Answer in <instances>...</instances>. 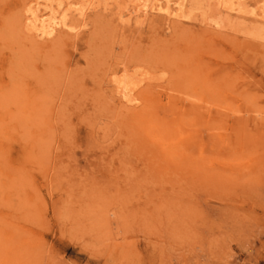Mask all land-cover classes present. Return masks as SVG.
<instances>
[{
	"label": "rangeland",
	"instance_id": "obj_1",
	"mask_svg": "<svg viewBox=\"0 0 264 264\" xmlns=\"http://www.w3.org/2000/svg\"><path fill=\"white\" fill-rule=\"evenodd\" d=\"M23 1L0 0V264H264V0H99L47 41Z\"/></svg>",
	"mask_w": 264,
	"mask_h": 264
},
{
	"label": "bare ground",
	"instance_id": "obj_2",
	"mask_svg": "<svg viewBox=\"0 0 264 264\" xmlns=\"http://www.w3.org/2000/svg\"><path fill=\"white\" fill-rule=\"evenodd\" d=\"M219 1L224 5L227 3V8L229 9H235L237 12L239 11V13L243 12L239 7H233L229 0H227V2L226 0ZM23 3L24 13L23 16L21 15L22 29L28 38L30 37L33 39L32 41H47L53 39L58 32L67 34L77 31L79 23L86 21L87 12L89 10H95L100 4L99 0H26L25 2L23 1ZM130 7L131 8L126 11L130 16H134L136 20L137 17H145L149 12H152L156 14V16H162L169 22H180L183 17H187L191 9L189 0H135ZM249 13H252L251 17L253 15L252 18L255 21L258 20L257 22L260 21L262 25L264 24V2L257 7V10H251ZM256 15H259L258 18L255 17ZM20 22L19 24H21ZM129 81H118L116 83V89L118 94L121 95L120 98L124 101L125 105H135L139 103L137 97L133 96L135 94L133 90L137 87H135L136 83L134 84L133 81H131L132 83ZM138 82H141V80Z\"/></svg>",
	"mask_w": 264,
	"mask_h": 264
}]
</instances>
